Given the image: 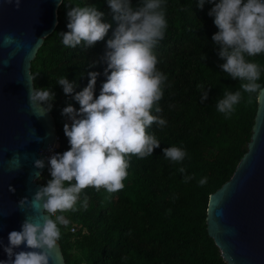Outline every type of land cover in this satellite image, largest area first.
<instances>
[{
  "label": "trees",
  "instance_id": "1",
  "mask_svg": "<svg viewBox=\"0 0 264 264\" xmlns=\"http://www.w3.org/2000/svg\"><path fill=\"white\" fill-rule=\"evenodd\" d=\"M72 6H95L103 12L102 21L111 24L103 41L92 47L83 43L67 48L61 33L67 28V7L57 10V25L44 38L30 71L34 85L54 93L51 113L59 135L58 152L70 145L64 135L65 121L60 120L58 107L80 105L73 98L89 83V72H97L94 97L100 94L107 77L104 57L107 40L117 27L107 0H65ZM142 0H132L133 8ZM168 27L163 40L154 49L158 70L167 76L164 96L158 115L167 121L164 128L153 124L146 129L160 141V147L146 158L131 156L123 190L109 195L103 188H87L81 194L89 197L87 210L62 213L69 221L60 225L58 241L66 264H226L222 251L209 235L207 212L210 195L233 174L247 150L257 110L256 94L247 103L249 94L242 92L231 118L216 109L224 90L242 91L240 81L232 79L220 67L225 61L218 55L219 46L212 41L218 29L208 15L213 7L198 0H164ZM246 59L260 64L257 83L264 85V54ZM60 77L74 82L73 95H65ZM170 85V86H169ZM203 85L208 99L201 103ZM176 146L186 151L182 162L164 157L163 149ZM183 167L185 171L179 172ZM48 171L42 173V176ZM41 176V177H42ZM191 177L185 182V177ZM207 183L200 185L202 178ZM51 179L49 173L42 184ZM59 214V213H58ZM74 226L75 230L71 231Z\"/></svg>",
  "mask_w": 264,
  "mask_h": 264
},
{
  "label": "clouds",
  "instance_id": "2",
  "mask_svg": "<svg viewBox=\"0 0 264 264\" xmlns=\"http://www.w3.org/2000/svg\"><path fill=\"white\" fill-rule=\"evenodd\" d=\"M20 8L21 0H6ZM213 7L208 15L214 18L218 31L212 41L219 46L218 55L225 62L220 65L232 79H238L240 90H224L218 98L216 109L225 118H231L235 106L241 102L242 92L248 93L247 103L264 99V86L257 83L262 68L259 63L246 59L264 54V0H198V7L205 3ZM117 27L112 38L107 40L104 74L100 94L94 97L97 72H89V83L73 98L79 103L77 110L71 104L62 110V115L71 120L63 126L69 149L46 157L51 176L41 185L31 200L28 197L18 202L21 210L31 209L39 220L26 216L21 230L11 231L8 244L3 245L7 255L0 264H50L52 253L61 238L60 225L67 227L69 221L62 213L78 211L77 204L88 209L89 197L81 194L91 187L102 188L109 195L121 191L127 178L131 156L146 158L160 147V141L146 129L153 124L164 128L167 121L158 115L162 112L159 102L164 96L167 76L158 70L159 63L154 49L163 40L168 27L164 0H142L133 8L132 0H107ZM67 7V28L61 33L62 43L67 48H76L83 43L92 47L103 41L111 24L102 21L103 12L95 6H72L65 0H57V6ZM9 41L11 38H8ZM32 87L28 90L29 107L33 114L42 118L52 110L55 96L48 88L33 84L35 76L28 75ZM65 95H73L74 82L66 77L57 81ZM170 86V85H169ZM202 90L201 103L208 99V90ZM39 138L38 140H40ZM164 157L172 162H182L187 155L180 147L163 149ZM16 164L12 171L20 168L19 155L12 158ZM45 167V159H36L33 175L38 180ZM183 173V167L178 169ZM185 182L191 177H185ZM207 183L202 178L199 184ZM10 192H15L9 186ZM59 213V214H58ZM24 246L27 250L16 251Z\"/></svg>",
  "mask_w": 264,
  "mask_h": 264
},
{
  "label": "water",
  "instance_id": "3",
  "mask_svg": "<svg viewBox=\"0 0 264 264\" xmlns=\"http://www.w3.org/2000/svg\"><path fill=\"white\" fill-rule=\"evenodd\" d=\"M57 10V0H21L18 10L0 0V260L7 259L3 245L9 233L21 230L26 216L39 220L18 202L31 200L43 185L34 180V161L45 159L39 171H46L57 130L51 112L38 118L29 107L27 76L38 48L57 25ZM17 154L20 168L12 171ZM207 225L226 264H264V99L257 104L247 150L231 177L210 195ZM21 250L27 249H16ZM50 264H66L59 242Z\"/></svg>",
  "mask_w": 264,
  "mask_h": 264
},
{
  "label": "built area",
  "instance_id": "4",
  "mask_svg": "<svg viewBox=\"0 0 264 264\" xmlns=\"http://www.w3.org/2000/svg\"><path fill=\"white\" fill-rule=\"evenodd\" d=\"M65 107H66V106H63V105H60V106L58 107V110H59V113H60V114H59V115H60V120H63V121H65V122H67L68 124H71V120H70L68 117L62 115V110H63ZM59 139H60L59 135L56 134L55 141H54V143L51 145V147H50V149H49L48 156H50L51 154H53V153H55V152H58ZM48 156H47V157H48ZM48 167H49V166H48ZM48 167H47V168H48ZM74 230H75V227L72 226V227H71V231H74Z\"/></svg>",
  "mask_w": 264,
  "mask_h": 264
},
{
  "label": "rangeland",
  "instance_id": "5",
  "mask_svg": "<svg viewBox=\"0 0 264 264\" xmlns=\"http://www.w3.org/2000/svg\"><path fill=\"white\" fill-rule=\"evenodd\" d=\"M47 173H49V171H47V172H46L42 177H40L37 181L40 182V183L44 182V181L46 180V175H47Z\"/></svg>",
  "mask_w": 264,
  "mask_h": 264
}]
</instances>
